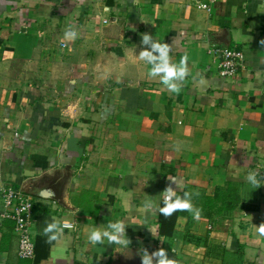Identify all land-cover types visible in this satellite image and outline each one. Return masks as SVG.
<instances>
[{
    "label": "crops",
    "instance_id": "0c3cea01",
    "mask_svg": "<svg viewBox=\"0 0 264 264\" xmlns=\"http://www.w3.org/2000/svg\"><path fill=\"white\" fill-rule=\"evenodd\" d=\"M202 2L0 0V189L32 198L36 249L18 256L0 193V264H264V0ZM152 43L187 57L178 93L139 59ZM214 48L245 68L220 77ZM169 187L199 219L160 213ZM116 221L127 246L88 241Z\"/></svg>",
    "mask_w": 264,
    "mask_h": 264
},
{
    "label": "clouds",
    "instance_id": "9594fccd",
    "mask_svg": "<svg viewBox=\"0 0 264 264\" xmlns=\"http://www.w3.org/2000/svg\"><path fill=\"white\" fill-rule=\"evenodd\" d=\"M151 42V37L148 35L143 36V43L148 44ZM169 46L167 44L152 43L151 51L144 50L140 53L139 59L142 61H148L155 64L158 60L159 63L155 64L154 67H151L148 75L150 77L161 78L162 83L167 86V88L173 92H179L180 88L176 83L178 80H184L186 72V62L187 57H183L179 64L170 63L169 59ZM154 52H158L159 56L153 55ZM163 74V75H160ZM173 183L178 187H181L180 184L176 183L174 177H171ZM247 182L255 188L260 187V180L257 179L256 173H250L247 177ZM163 197L164 206L159 209L160 213L165 217L171 216L174 212L177 211H189L194 215L196 219L200 218V209L194 208L189 195L185 192V198H181L171 187L166 190V194L162 192L160 194ZM147 207H151V202L146 204ZM67 226V225H65ZM261 235H264V225L257 227ZM57 223L53 222L48 224L44 229V235L48 236V242L56 241L58 239V232L61 231ZM126 229L122 222H109L108 227L95 228L88 235V241L93 245L97 244H116L121 246H127L130 241L126 238ZM153 256L160 257L158 264H174L172 260L167 258V254L164 250H160L152 254ZM143 264H151L152 257L147 253L142 257Z\"/></svg>",
    "mask_w": 264,
    "mask_h": 264
},
{
    "label": "built area",
    "instance_id": "2783aa9c",
    "mask_svg": "<svg viewBox=\"0 0 264 264\" xmlns=\"http://www.w3.org/2000/svg\"><path fill=\"white\" fill-rule=\"evenodd\" d=\"M200 9L209 10L211 7L195 0ZM219 0H210V5ZM68 46L63 43L62 48ZM210 53L215 55L219 61L218 75L225 79L234 78L245 68V56L237 49H211ZM4 203L5 212L1 215L4 219H11L15 222V232L19 240L18 256L21 259L32 260L36 256L35 244L32 238L34 204L32 198L11 186H3L0 189ZM67 225V226H65ZM65 229H73L74 224H63Z\"/></svg>",
    "mask_w": 264,
    "mask_h": 264
},
{
    "label": "trees",
    "instance_id": "16d2710c",
    "mask_svg": "<svg viewBox=\"0 0 264 264\" xmlns=\"http://www.w3.org/2000/svg\"><path fill=\"white\" fill-rule=\"evenodd\" d=\"M223 199L222 197H220V194L217 193V196H215V199H208V201L206 202V208H210L212 209L217 203L216 202H219V200H222L221 202V206H224V203L223 202ZM226 204V203H225ZM230 204V203H229ZM227 206V205H226Z\"/></svg>",
    "mask_w": 264,
    "mask_h": 264
},
{
    "label": "water",
    "instance_id": "95a60500",
    "mask_svg": "<svg viewBox=\"0 0 264 264\" xmlns=\"http://www.w3.org/2000/svg\"><path fill=\"white\" fill-rule=\"evenodd\" d=\"M42 197H46V198H49L51 196H49V193L48 191H44L43 194H41Z\"/></svg>",
    "mask_w": 264,
    "mask_h": 264
}]
</instances>
